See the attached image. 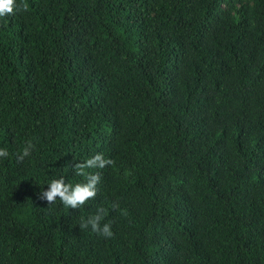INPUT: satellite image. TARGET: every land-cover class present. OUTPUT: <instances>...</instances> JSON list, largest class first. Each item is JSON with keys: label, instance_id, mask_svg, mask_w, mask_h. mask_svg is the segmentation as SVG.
Wrapping results in <instances>:
<instances>
[{"label": "trees", "instance_id": "1", "mask_svg": "<svg viewBox=\"0 0 264 264\" xmlns=\"http://www.w3.org/2000/svg\"><path fill=\"white\" fill-rule=\"evenodd\" d=\"M16 2L0 264H264V0ZM98 153L94 199H38ZM99 208L111 238L79 228Z\"/></svg>", "mask_w": 264, "mask_h": 264}, {"label": "clouds", "instance_id": "2", "mask_svg": "<svg viewBox=\"0 0 264 264\" xmlns=\"http://www.w3.org/2000/svg\"><path fill=\"white\" fill-rule=\"evenodd\" d=\"M18 11H27L26 4L18 5L16 0H0V18L6 16L15 15ZM33 145L28 143L21 154L16 159L17 162H23L25 157L31 155ZM9 153L6 149H0V158H7ZM111 159H105L102 154H96L92 158L87 159L84 162L75 163L72 168L77 176L85 177L84 183H77L74 186L66 183L63 177L59 179H53L46 191H41L38 199L46 201L48 205L54 204L59 199L65 207L71 209H78L85 205L90 199H94L97 195V185L100 182V174L89 173L87 169H103L108 165L113 164ZM113 207H118L114 204ZM104 218V209L99 208L95 215L87 218L86 221H81L79 228L81 230L91 228V231L97 233L105 238H111L113 232L109 224H102L101 221Z\"/></svg>", "mask_w": 264, "mask_h": 264}]
</instances>
